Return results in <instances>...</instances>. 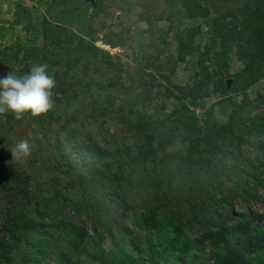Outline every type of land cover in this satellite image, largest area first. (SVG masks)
<instances>
[{"label":"rangeland","instance_id":"1","mask_svg":"<svg viewBox=\"0 0 264 264\" xmlns=\"http://www.w3.org/2000/svg\"><path fill=\"white\" fill-rule=\"evenodd\" d=\"M0 57L56 81L0 114V264H264V0H0Z\"/></svg>","mask_w":264,"mask_h":264},{"label":"clouds","instance_id":"2","mask_svg":"<svg viewBox=\"0 0 264 264\" xmlns=\"http://www.w3.org/2000/svg\"><path fill=\"white\" fill-rule=\"evenodd\" d=\"M47 67L46 64L35 65L22 77L11 72L0 77V114L11 112L16 120L26 113L33 117L47 114L54 107L51 90L56 85ZM31 152V145L26 139L20 140L11 149L13 159L21 163Z\"/></svg>","mask_w":264,"mask_h":264},{"label":"trees","instance_id":"3","mask_svg":"<svg viewBox=\"0 0 264 264\" xmlns=\"http://www.w3.org/2000/svg\"><path fill=\"white\" fill-rule=\"evenodd\" d=\"M0 59H2L0 57ZM211 164V162H210ZM226 169V166L223 164H215L211 165L210 168L207 170V172L210 175L213 176H220L222 173H224ZM202 187L197 186L196 190L199 191L201 194H205L202 191ZM206 196V195H204ZM41 199V198H40ZM40 202H44V199H41ZM202 202L204 203V200H202ZM224 203L229 204V201L227 199L224 200ZM202 204V203H200ZM122 205V204H120ZM35 213L40 214V208H39V204H37L36 207V211ZM44 214H47L48 212H45V210L43 211ZM227 213H229L230 215H232L231 210L227 211ZM241 217V215H240ZM8 219V218H7ZM13 220V219H12ZM240 226H242V223H239ZM6 227V222L5 225L3 226V228ZM47 225H39L37 224V230L32 231V234L30 235L29 238V243L31 244V246L33 247V254H26L25 256L27 257V262L28 264H48L49 262H55L57 264H64L65 262V258L63 253H66L64 250H62L61 248H59L58 246H56V240H54L52 238V236L50 235L48 229H46ZM6 229V228H5ZM259 232H262V234H264V228L260 230H257ZM51 242V243H49ZM5 240L4 237L0 240V258L6 257L7 255H9V250H7V252L4 250V245H5ZM45 243V244H42Z\"/></svg>","mask_w":264,"mask_h":264},{"label":"water","instance_id":"4","mask_svg":"<svg viewBox=\"0 0 264 264\" xmlns=\"http://www.w3.org/2000/svg\"><path fill=\"white\" fill-rule=\"evenodd\" d=\"M6 70H7L6 66L0 63V77H2L5 74Z\"/></svg>","mask_w":264,"mask_h":264}]
</instances>
